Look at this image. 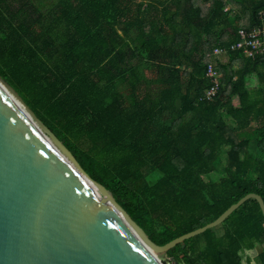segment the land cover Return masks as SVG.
Listing matches in <instances>:
<instances>
[{
	"label": "trees",
	"instance_id": "trees-1",
	"mask_svg": "<svg viewBox=\"0 0 264 264\" xmlns=\"http://www.w3.org/2000/svg\"><path fill=\"white\" fill-rule=\"evenodd\" d=\"M262 11L264 0H0V75L163 246L247 194L264 200V55L216 59L221 88L206 95L209 55L259 28ZM165 256L264 264L259 202Z\"/></svg>",
	"mask_w": 264,
	"mask_h": 264
},
{
	"label": "water",
	"instance_id": "water-1",
	"mask_svg": "<svg viewBox=\"0 0 264 264\" xmlns=\"http://www.w3.org/2000/svg\"><path fill=\"white\" fill-rule=\"evenodd\" d=\"M251 198L264 214L263 198L250 193L215 221L157 245L0 75V264H163L159 255Z\"/></svg>",
	"mask_w": 264,
	"mask_h": 264
},
{
	"label": "built area",
	"instance_id": "built-area-1",
	"mask_svg": "<svg viewBox=\"0 0 264 264\" xmlns=\"http://www.w3.org/2000/svg\"><path fill=\"white\" fill-rule=\"evenodd\" d=\"M261 26L253 31H242L241 40L231 48H217L210 54L212 63L209 66L208 76L212 86L207 90L208 100H213L220 91L223 74L217 69L216 59L225 58L230 50L243 51L248 58H257L264 55V11L261 13Z\"/></svg>",
	"mask_w": 264,
	"mask_h": 264
},
{
	"label": "rangeland",
	"instance_id": "rangeland-1",
	"mask_svg": "<svg viewBox=\"0 0 264 264\" xmlns=\"http://www.w3.org/2000/svg\"><path fill=\"white\" fill-rule=\"evenodd\" d=\"M212 176H213L214 179H219V178L221 177V175H220L219 173H214ZM251 253H253V254H257V253H258V250H253V251H251ZM251 253H250V254H251ZM159 258L161 259V262H162L163 264H171V263L169 262V260L166 258L165 255H159Z\"/></svg>",
	"mask_w": 264,
	"mask_h": 264
},
{
	"label": "crops",
	"instance_id": "crops-1",
	"mask_svg": "<svg viewBox=\"0 0 264 264\" xmlns=\"http://www.w3.org/2000/svg\"><path fill=\"white\" fill-rule=\"evenodd\" d=\"M240 102H239V100L237 99V101H236V104L238 105ZM250 254V253H249ZM258 254V253H257ZM257 254H253V253H251L250 255L252 256V257H256V255ZM255 264H257V262H255Z\"/></svg>",
	"mask_w": 264,
	"mask_h": 264
}]
</instances>
